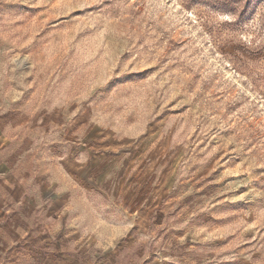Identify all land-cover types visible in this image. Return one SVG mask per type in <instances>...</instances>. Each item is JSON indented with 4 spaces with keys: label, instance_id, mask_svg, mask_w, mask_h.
Returning a JSON list of instances; mask_svg holds the SVG:
<instances>
[{
    "label": "rangeland",
    "instance_id": "rangeland-1",
    "mask_svg": "<svg viewBox=\"0 0 264 264\" xmlns=\"http://www.w3.org/2000/svg\"><path fill=\"white\" fill-rule=\"evenodd\" d=\"M6 160L77 185L0 264H264V0H0Z\"/></svg>",
    "mask_w": 264,
    "mask_h": 264
},
{
    "label": "crops",
    "instance_id": "crops-1",
    "mask_svg": "<svg viewBox=\"0 0 264 264\" xmlns=\"http://www.w3.org/2000/svg\"><path fill=\"white\" fill-rule=\"evenodd\" d=\"M49 166L30 184L18 173L15 162H0V254L23 249L31 239L55 244L60 233L53 228V220L59 222L71 210L77 180L62 183ZM79 184L85 191L92 190L90 178L84 177Z\"/></svg>",
    "mask_w": 264,
    "mask_h": 264
}]
</instances>
